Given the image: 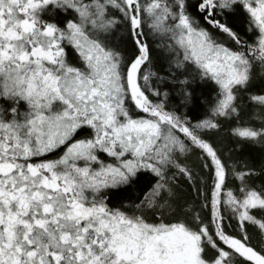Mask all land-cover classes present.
Here are the masks:
<instances>
[{
	"label": "snow or ice",
	"instance_id": "snow-or-ice-1",
	"mask_svg": "<svg viewBox=\"0 0 264 264\" xmlns=\"http://www.w3.org/2000/svg\"><path fill=\"white\" fill-rule=\"evenodd\" d=\"M0 264H264V0H0Z\"/></svg>",
	"mask_w": 264,
	"mask_h": 264
}]
</instances>
